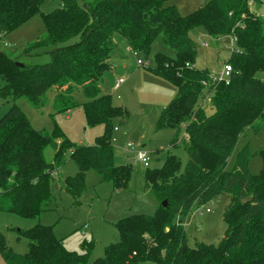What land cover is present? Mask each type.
<instances>
[{
  "label": "trees",
  "instance_id": "16d2710c",
  "mask_svg": "<svg viewBox=\"0 0 264 264\" xmlns=\"http://www.w3.org/2000/svg\"><path fill=\"white\" fill-rule=\"evenodd\" d=\"M174 0H63L62 7L44 15L46 34L23 49L32 57L48 49L51 61L19 67V61L0 50V101L12 102L0 119V210L24 218H36L50 210L54 196L53 172L64 154L78 167L63 182L76 202L85 187L87 171L117 188L130 181V168L114 162L110 132L92 146H79L55 127L51 133L34 129L16 101L24 98L35 110L48 104L47 92L55 89L54 114L78 107L73 98L80 89L86 98L83 110L90 126L127 115L105 94L102 82L115 50L113 37L123 36L134 51L147 53L161 37L177 58L156 55L155 74L174 85L178 94L162 111L158 129H183L188 162L169 155L163 166L147 167L145 189L160 206L155 216L132 215L120 220L118 239L106 247L105 256L91 260L92 244L85 252L68 251L51 227L37 225L19 231L29 250L12 251L0 234V255L6 264H264V166L258 175L249 168L252 154L245 147L237 154L235 169L227 170L229 157L241 135L264 124V17L252 13V0H209L192 14L182 16ZM40 12L37 0H0V41ZM203 27L208 36H230L237 46L227 64L229 83L215 81L208 70L195 66L197 46L190 32ZM71 42V43H70ZM69 43V44H67ZM210 91L213 114L198 104L204 88ZM54 151L52 163L45 150ZM229 196L224 213L228 230L217 247L191 248L181 219L195 205H205L221 195ZM244 200L247 202L244 203ZM166 202L164 207L162 204Z\"/></svg>",
  "mask_w": 264,
  "mask_h": 264
},
{
  "label": "rangeland",
  "instance_id": "374dc122",
  "mask_svg": "<svg viewBox=\"0 0 264 264\" xmlns=\"http://www.w3.org/2000/svg\"><path fill=\"white\" fill-rule=\"evenodd\" d=\"M37 1L40 12L0 41L3 53L28 66L51 61L46 48L34 51L32 57L24 56L23 49L45 36L44 15L60 9L63 3V0ZM76 1L82 5V0ZM208 1L174 0L171 3L182 16H187ZM249 8L257 16L264 17V0H252ZM189 35L197 46L195 66L199 70H208L212 78L218 79L231 53L237 48L232 37L215 39L208 36L203 27L195 28ZM113 40L115 50L109 62L110 68L104 74L102 89L105 94L111 95L113 105L124 109L127 115L115 118L110 131L105 124H88L82 107L87 100L80 89L73 93L79 106L70 112L54 114L55 89L47 92L48 104L42 110L33 109L24 98L17 100L16 104L34 129L51 133L58 127L75 145L92 146L97 138L110 132L114 162L130 168V181L126 187L117 188L113 182L102 181L96 172L87 171L84 191L76 202V198L63 188V182L78 172L71 158V150H67L63 165L50 179L54 200L49 211L36 218H24L0 210V234L5 235L8 245L16 254L24 255L29 250L28 240L19 238V231L40 225L51 227L55 237L62 241L68 251L83 253L85 246L92 244L91 260L103 258L106 247L118 239L116 224L120 220L132 215L155 216L160 206L158 199L145 189L147 168L136 160V151L145 153L150 170L161 168L169 155L178 157L183 167L188 162L184 130L157 127L160 114L176 98L178 90L153 71L157 65L156 55L162 54L174 60L177 58L175 51L165 45L161 37L152 42L147 53L132 50L129 42L120 34H115ZM260 77L264 79V75ZM119 80H123V83L117 87ZM198 104L207 115L213 114L207 87L199 96ZM11 106L12 102L0 101V119ZM128 146L132 147L129 151ZM245 147L252 154L248 168L253 175H258L264 166V124L258 132L249 128L241 135L229 157L228 171L235 169L237 154ZM53 156L54 151L47 148L45 158L48 163H52ZM228 204L229 196L224 194L203 206L195 205L190 214L181 219L189 247L196 248L199 244L217 247L220 244L228 230L224 220ZM0 264H6L1 255ZM139 264L158 263L148 261Z\"/></svg>",
  "mask_w": 264,
  "mask_h": 264
},
{
  "label": "built area",
  "instance_id": "2783aa9c",
  "mask_svg": "<svg viewBox=\"0 0 264 264\" xmlns=\"http://www.w3.org/2000/svg\"><path fill=\"white\" fill-rule=\"evenodd\" d=\"M233 42H235L234 39H232ZM134 55L136 56V52H134ZM139 64H142L141 62H138ZM233 69L231 67V65L229 64H225L224 66V70H223V73L221 74V76L218 78V79H215V81H218V82H225L226 84L229 83V79H230V76H231V73H232ZM123 83V80H119L117 82V87H119L121 84ZM128 151L130 149H132L131 146H128L127 147ZM136 160L139 161L140 163H142L144 165V167H149V161L145 155V153L143 151H136ZM54 175V172L52 174V176ZM207 212H209V210H207Z\"/></svg>",
  "mask_w": 264,
  "mask_h": 264
},
{
  "label": "water",
  "instance_id": "95a60500",
  "mask_svg": "<svg viewBox=\"0 0 264 264\" xmlns=\"http://www.w3.org/2000/svg\"><path fill=\"white\" fill-rule=\"evenodd\" d=\"M17 65L19 66V67H23V64H21V63H17ZM247 201L246 200H244V203H246ZM164 207H166V205H167V203L166 202H163V204H162Z\"/></svg>",
  "mask_w": 264,
  "mask_h": 264
}]
</instances>
